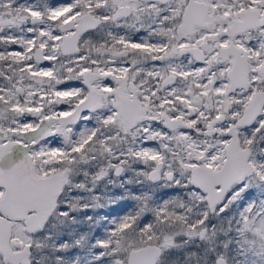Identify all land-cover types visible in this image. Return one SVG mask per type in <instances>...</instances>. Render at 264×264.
I'll use <instances>...</instances> for the list:
<instances>
[{"label": "snow or ice", "instance_id": "6c2138e0", "mask_svg": "<svg viewBox=\"0 0 264 264\" xmlns=\"http://www.w3.org/2000/svg\"><path fill=\"white\" fill-rule=\"evenodd\" d=\"M0 264H264V0H0Z\"/></svg>", "mask_w": 264, "mask_h": 264}]
</instances>
